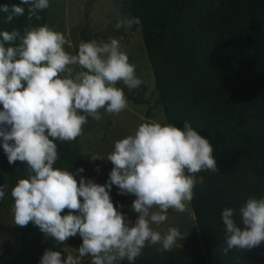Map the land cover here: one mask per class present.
<instances>
[{
	"label": "clouds",
	"instance_id": "obj_1",
	"mask_svg": "<svg viewBox=\"0 0 264 264\" xmlns=\"http://www.w3.org/2000/svg\"><path fill=\"white\" fill-rule=\"evenodd\" d=\"M25 5L31 21L39 20L38 13L50 3L20 0L19 5H0L5 22L24 16ZM133 24L139 25V18L118 20L114 27ZM65 42L64 35L47 24L0 30V137L8 163H24L27 174L10 190L13 223L20 227L32 223L61 245L80 236L77 255L69 251L62 258L61 251L49 248L39 264H82L84 257L90 264H135L146 246L172 251L188 234L177 227L161 232L152 225L163 224L169 209L188 210L196 185L204 182L198 173L219 171L212 144L187 121L183 128L145 121L133 134L114 142L107 155L113 167L105 184L83 176L77 181L67 169L54 167L55 141L76 140L89 117L101 120V109L111 115L124 111L127 97L118 83L129 90L143 83L118 39L82 40L75 54L65 50ZM83 172L82 167L77 169V174ZM113 185L120 194L135 197L134 222L114 206L109 195ZM6 187L0 185V199ZM236 215L231 207L221 213L224 236L219 249L224 256L264 242V196L245 201L238 209L239 223Z\"/></svg>",
	"mask_w": 264,
	"mask_h": 264
},
{
	"label": "trees",
	"instance_id": "obj_2",
	"mask_svg": "<svg viewBox=\"0 0 264 264\" xmlns=\"http://www.w3.org/2000/svg\"><path fill=\"white\" fill-rule=\"evenodd\" d=\"M217 2V3H216ZM50 3V0H49ZM126 18H139L140 30L165 122L183 128L185 121L213 147L218 172L197 174L190 208L194 225L172 251L147 247L135 264H264V242L251 250L221 254L225 208L237 210L251 197L264 196V0H124ZM20 0H0V5ZM25 15L6 23L0 12V30L47 24L48 9L39 20ZM87 14V13H86ZM85 18L87 19V15ZM86 21V20H85ZM81 31L91 41L89 29ZM257 32L253 41L244 35ZM57 143L54 167L67 169L79 181L87 171L86 157L74 141ZM0 137V185H6L0 207L10 198L26 165L9 164ZM84 172L77 174V169ZM37 226L29 223L14 231L27 243ZM127 264V261L122 262Z\"/></svg>",
	"mask_w": 264,
	"mask_h": 264
},
{
	"label": "rangeland",
	"instance_id": "obj_3",
	"mask_svg": "<svg viewBox=\"0 0 264 264\" xmlns=\"http://www.w3.org/2000/svg\"><path fill=\"white\" fill-rule=\"evenodd\" d=\"M124 5V0H50L47 14V25L64 35V48L70 54L76 53L80 41L83 40L81 31L86 28V21L91 41L104 43L110 38L118 39L121 50L127 53L129 62L135 65L137 77L143 81L133 90H129L122 82L118 83L117 87L122 88L127 97V108L118 115L108 114L101 109V120L94 121L89 117L83 134L74 140L86 157L87 171L83 177L100 185L108 182L113 165L107 161V155L113 151L115 141L133 134L142 122L156 120L165 123L163 110L157 103V92L140 30H116L114 27L118 20L126 18L122 13ZM244 36L253 41L257 32L248 28ZM93 157L98 159L91 160ZM109 195L117 210L134 222L137 214L132 211L131 205L135 197L131 194H120L115 185ZM12 203L10 197L0 207V264H39L43 253L49 248L61 251L62 258L66 257L69 251L77 255L76 249L82 243L79 235L69 238L61 245L45 237L37 229L27 243H22L14 231L16 225L10 212ZM67 211L66 209L62 215L67 214ZM167 216L168 219L163 224L152 225L154 230L163 232L168 227H177L185 234L186 230L194 225L190 205L183 213L169 209ZM178 243L179 241L175 246ZM152 246H146L144 249ZM82 264H90V258L84 257Z\"/></svg>",
	"mask_w": 264,
	"mask_h": 264
}]
</instances>
